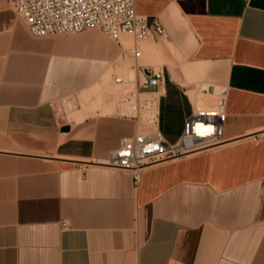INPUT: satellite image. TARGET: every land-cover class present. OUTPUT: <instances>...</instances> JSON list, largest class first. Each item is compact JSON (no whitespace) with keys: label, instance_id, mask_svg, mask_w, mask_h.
I'll list each match as a JSON object with an SVG mask.
<instances>
[{"label":"crops","instance_id":"0c3cea01","mask_svg":"<svg viewBox=\"0 0 264 264\" xmlns=\"http://www.w3.org/2000/svg\"><path fill=\"white\" fill-rule=\"evenodd\" d=\"M134 4L163 28L147 38L154 61L132 65L162 69L163 142L178 139L190 94L216 90L223 141L135 182L103 164L138 125L99 107L67 117L56 103L129 50L93 28L34 35L0 0V264H264V0Z\"/></svg>","mask_w":264,"mask_h":264},{"label":"built area","instance_id":"2783aa9c","mask_svg":"<svg viewBox=\"0 0 264 264\" xmlns=\"http://www.w3.org/2000/svg\"><path fill=\"white\" fill-rule=\"evenodd\" d=\"M25 20L34 35L51 33H78L97 27L113 42L121 45L120 34L126 33L132 41L128 49L134 57L140 53L137 41L156 37L163 32L157 18L147 22L144 15L135 11L134 0H7ZM144 67L141 64L133 65ZM138 75L134 70V87L126 88L114 101L117 115L132 119L137 125L145 124L129 136L122 137L118 145L109 150L102 163L108 166L129 169L132 180L139 178L140 171L147 165L176 154H183L223 141V101L219 97L213 107H195L183 122L178 139L164 143L157 128L159 116L158 87L163 75L160 68H144ZM112 80L121 83L118 74ZM71 98L72 96H65ZM209 126L202 132L195 126Z\"/></svg>","mask_w":264,"mask_h":264},{"label":"rangeland","instance_id":"374dc122","mask_svg":"<svg viewBox=\"0 0 264 264\" xmlns=\"http://www.w3.org/2000/svg\"><path fill=\"white\" fill-rule=\"evenodd\" d=\"M92 28L98 30L102 36L110 40V38L99 28ZM120 39L124 46H127L132 41L131 36L126 33L120 34ZM136 45L139 47L140 53L137 54L135 58L132 59V57L129 55L130 52L126 51L123 58L118 60L117 66H115L114 70H112L110 65H107L91 86L80 88V90L77 91L76 96H72L71 98L62 97L59 99L56 103L59 111L65 113L67 117L70 116V113H73V116L76 117V119H81L87 114H94V109L98 107L100 108V113L112 114L114 112V101L117 95L126 88L134 87V69L132 68V65L136 63L154 61L148 58V55L153 53V48H148V39L139 40L137 41ZM114 74L121 75L123 77V81L121 83L114 82L112 80V76ZM190 96L193 99L194 108L200 106L213 107L216 104L217 99L220 97V94L217 93V90L211 95H202L199 91H197L196 93L190 94ZM78 108H80V110H78ZM125 120L130 121V119ZM144 125L145 124L140 122L138 129H143Z\"/></svg>","mask_w":264,"mask_h":264},{"label":"bare ground","instance_id":"6f19581e","mask_svg":"<svg viewBox=\"0 0 264 264\" xmlns=\"http://www.w3.org/2000/svg\"><path fill=\"white\" fill-rule=\"evenodd\" d=\"M125 36H127V35H125ZM124 37V36H123ZM207 127H209V126H207ZM195 130H196V126H195Z\"/></svg>","mask_w":264,"mask_h":264}]
</instances>
